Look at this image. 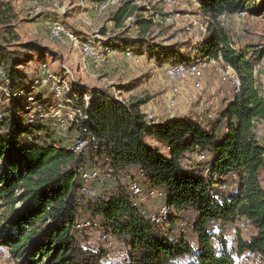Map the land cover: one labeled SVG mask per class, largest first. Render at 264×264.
I'll return each mask as SVG.
<instances>
[{
    "label": "trees",
    "instance_id": "1",
    "mask_svg": "<svg viewBox=\"0 0 264 264\" xmlns=\"http://www.w3.org/2000/svg\"><path fill=\"white\" fill-rule=\"evenodd\" d=\"M197 2L208 19L207 39L192 52L146 39L151 16L136 20L142 35L120 34L108 46L131 48L171 65L187 64L193 56L220 65L223 59L240 86L237 91L232 79L224 82L233 87L232 98L209 123L192 114L151 120L144 99L125 102L72 82L74 103L69 104L75 117L67 137H60L57 126L28 116L29 108L49 105L41 85L17 80L24 76L19 65L32 62L35 54L44 56L48 48L31 41L20 51L0 41V78L10 84L9 93L0 94V249L15 264H235L242 255L264 264V142L257 130L264 124V91L254 72L264 47H234L220 19L253 14L264 0ZM137 10L125 1L111 19L120 28ZM85 94L90 95L87 102ZM77 139L87 142L83 152L70 148ZM101 167L125 180L109 197L97 194L96 200H87L82 171L97 170L99 177ZM134 172L146 179L133 177ZM134 181L143 185V194L162 196V206L170 211L163 224L155 225L153 214L138 204L136 197L143 194L132 193ZM237 219L248 221L256 232L238 237L232 246L227 232ZM87 223H99L125 243L123 263L113 261L108 248H92L78 237L77 226ZM107 234L101 237L108 243Z\"/></svg>",
    "mask_w": 264,
    "mask_h": 264
},
{
    "label": "rangeland",
    "instance_id": "2",
    "mask_svg": "<svg viewBox=\"0 0 264 264\" xmlns=\"http://www.w3.org/2000/svg\"><path fill=\"white\" fill-rule=\"evenodd\" d=\"M125 1H131L138 10L122 27L117 28L111 17ZM256 1L259 4L263 3V0ZM150 16L153 23L143 36L152 43L176 44L192 52L207 39L208 19L203 15L197 0H0V41L8 43L10 49L20 51L24 50L23 44L31 41H37L48 48L44 56L35 54L32 62L19 65L24 76L17 77V80H25L24 84L29 80L40 84L43 95L49 100V105L44 109L29 108L28 116L34 114L37 120L43 119L44 122L51 124L50 126H57V134L60 137L65 135L67 137V129L75 117L73 114L70 117L73 108L69 103L74 101L70 99L69 93L73 85L77 87L83 85L89 89L99 88L112 93L125 102L144 99L146 105L151 104L149 112H146L151 120L168 115L170 118V115L180 117L192 113L208 123L212 118H218L226 101L232 98L233 87L224 83L226 80L219 74L221 65L216 61H201L199 71L194 77L175 80L168 75V67L171 65L169 61L158 63L148 54H135L131 48L124 50L114 46L109 48V43L120 34L127 38L142 35L136 20ZM220 19L234 47L240 48L247 44L264 47V6L253 14L244 11L228 16L222 15ZM68 34H73L76 40L70 39ZM86 44L95 48L97 57L93 50V53L85 51ZM25 55L22 54V57ZM198 59L193 56L189 63ZM254 72L257 84L264 91V58L255 66ZM234 73L237 76L235 71ZM1 79L0 94L9 93L10 84L6 85ZM216 84L225 93L223 96L226 97L225 100L218 99L209 103V107L213 106L214 111L207 116L206 111L198 113L199 107L206 109V103L201 101V93L205 94V91ZM33 93L34 91L30 95ZM89 99L90 95L85 94L82 100L87 102ZM30 100L32 97L29 96ZM257 130L258 136L264 142V124L258 126ZM99 170V178L93 182H86L85 187L95 189L92 194L107 198L118 191L117 187L125 180L124 175L114 176L102 167ZM135 175L142 180L145 178L140 173H132L133 177H136ZM119 177L123 179L122 182L117 181ZM83 195L87 200L92 198L96 200L87 192ZM161 198L162 196H153L149 192H144L142 197H136L138 204H142L149 216L151 214L155 216L159 212L165 203ZM152 216L151 220L155 225H161L165 221V218L153 221ZM255 232V228L248 221L237 219L229 227L227 237L233 246L238 237L248 238ZM77 233L87 246L94 244L92 248L106 247L110 250V258L113 261L124 262L125 243L123 242V245L121 241L107 234L99 223L98 227L81 228ZM103 234L110 236L111 244L104 242L107 237H101ZM0 264L15 262L0 249ZM235 264L262 263L257 258L242 255L236 258Z\"/></svg>",
    "mask_w": 264,
    "mask_h": 264
},
{
    "label": "bare ground",
    "instance_id": "3",
    "mask_svg": "<svg viewBox=\"0 0 264 264\" xmlns=\"http://www.w3.org/2000/svg\"><path fill=\"white\" fill-rule=\"evenodd\" d=\"M70 36V39H72L73 41L76 40L75 36L73 34H68ZM85 48V51L88 52V53H93L92 50H90L89 48H91L90 45L86 44L84 46ZM129 54V53H128ZM188 66H190V70L189 69H182L183 66H185V64H176V65H172V66H169V70H168V75L177 80V79H183L185 77H191V76H194L195 74L198 73L199 71V68H200V65H201V60H197L195 62H192V63H189V64H186ZM175 67V69L173 68ZM231 71H232V74L230 72L229 69H227L226 67L222 66L219 68V74L220 76L222 77L223 80H229V79H232V81L236 84V82H240L239 81V78L235 75L234 73V69L231 67ZM85 144H86V141L85 140H82V139H77L76 141H74V143H72V148L75 152H81L85 149ZM204 156H200V159H203ZM82 177L88 181V182H91L95 179H97L98 177V171L97 170H94V169H91V170H84L82 171ZM130 189L133 191V193L135 195H142V189L140 187V185L137 183V182H132L131 185H130ZM95 189H89L87 187H84L83 188V191L87 192L89 195L91 196H95L96 194H92V192H94ZM150 195H155L154 192H151ZM169 208L167 207V205L161 207V209L159 210V212L157 214H155V216L153 215V221L157 220L158 218H165V221H167V218L169 216ZM164 221V222H165ZM92 226L90 223H87V224H83V225H78L77 227L78 228H84V227H90ZM105 241V240H104ZM111 244V242H108ZM94 246V244L92 245Z\"/></svg>",
    "mask_w": 264,
    "mask_h": 264
},
{
    "label": "crops",
    "instance_id": "4",
    "mask_svg": "<svg viewBox=\"0 0 264 264\" xmlns=\"http://www.w3.org/2000/svg\"><path fill=\"white\" fill-rule=\"evenodd\" d=\"M201 79H202V77H201ZM219 85L218 84H216V86H212L211 87V89H208L207 91H205V94H203V93H201V98H202V100L201 101H203V103H206V109H201V107H199V109H197V110H200V111H198V113L199 112H201V113H203V111H206V114H205V116H207L209 113H211V111L213 112L214 111V107L212 106V107H209V103H213V102H215V101H217L218 99H219V101L221 100V99H223V96H224V92H223V90H221V88H219L218 87ZM222 88H223V86H221ZM133 99V98H132ZM134 100H136V99H133L132 101H134ZM211 101V102H210ZM148 104V103H147ZM208 105V106H207ZM200 106V105H199ZM151 108V104H149V105H146V104H144V106H143V109L145 110V112H149V109ZM192 110H194V109H192ZM195 112H197V111H195ZM192 113V112H191ZM74 115V113L72 112V113H70V117H71V115ZM195 113H192V115H194ZM186 115V114H185ZM204 115V114H203ZM210 116V115H209ZM169 117V115L168 116H163V117H159V119L158 120H163V119H165V118H168ZM170 117H171V115H170ZM262 125V124H261ZM260 124H259V127L261 126Z\"/></svg>",
    "mask_w": 264,
    "mask_h": 264
},
{
    "label": "built area",
    "instance_id": "5",
    "mask_svg": "<svg viewBox=\"0 0 264 264\" xmlns=\"http://www.w3.org/2000/svg\"><path fill=\"white\" fill-rule=\"evenodd\" d=\"M62 32H64L63 30H61ZM90 50H93L94 53H95V57H97L98 54H96V51H95V48H89ZM219 58L222 59L221 55H219ZM222 66L226 67L227 69L230 70L231 74H232V71H231V66L229 64H227L223 59H222ZM175 69V67H173ZM182 69H189L190 70V66L188 65H185L182 67ZM233 76V74H232ZM194 77V76H193ZM239 86H240V82H236V90L238 91L239 89ZM87 143V142H86ZM99 178V177H97Z\"/></svg>",
    "mask_w": 264,
    "mask_h": 264
}]
</instances>
